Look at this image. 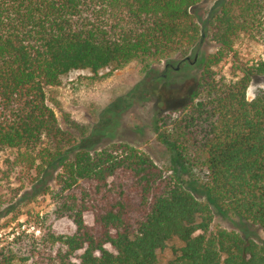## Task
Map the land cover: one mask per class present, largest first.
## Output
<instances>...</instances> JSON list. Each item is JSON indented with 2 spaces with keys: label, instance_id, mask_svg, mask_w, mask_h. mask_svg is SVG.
<instances>
[{
  "label": "trees",
  "instance_id": "trees-1",
  "mask_svg": "<svg viewBox=\"0 0 264 264\" xmlns=\"http://www.w3.org/2000/svg\"><path fill=\"white\" fill-rule=\"evenodd\" d=\"M201 0H0V154L46 171L60 190L39 237L24 231L0 247V264H264V53L244 62L250 38L264 49V0H224L210 21L219 49L203 63L192 100L163 134L188 171L206 173L201 200L146 152L113 141L77 144L48 103V90L73 71L102 72L162 60L200 44L192 13ZM232 63L225 70L227 63ZM242 230L212 229L214 209Z\"/></svg>",
  "mask_w": 264,
  "mask_h": 264
},
{
  "label": "rangeland",
  "instance_id": "rangeland-1",
  "mask_svg": "<svg viewBox=\"0 0 264 264\" xmlns=\"http://www.w3.org/2000/svg\"><path fill=\"white\" fill-rule=\"evenodd\" d=\"M224 0H201L192 13L202 27L199 45L175 52L162 60L131 61L112 73L98 76L88 70L73 71L61 84L48 90V103L55 110L62 127L72 132L77 144L89 149L118 141L127 142L148 153L169 177L181 180L201 200H206V173L188 171L170 144L163 140L172 127L168 117L192 100L197 80L207 57L219 49L211 39L210 21ZM236 49L244 62L263 55V47L250 38H242ZM232 63L225 65L228 70ZM264 90V75H256L249 85L251 100ZM15 153L0 154V247L14 234L24 231L39 237L53 225L65 231L67 222H56L52 215L55 197L60 190L56 176L60 167L45 172L16 163ZM214 209L212 229L242 230L241 218L232 212ZM253 237L264 240V232L248 226ZM170 251L160 254L163 264Z\"/></svg>",
  "mask_w": 264,
  "mask_h": 264
}]
</instances>
